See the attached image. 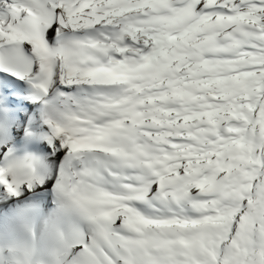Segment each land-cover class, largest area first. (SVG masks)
<instances>
[{
    "label": "snow or ice",
    "instance_id": "6c2138e0",
    "mask_svg": "<svg viewBox=\"0 0 264 264\" xmlns=\"http://www.w3.org/2000/svg\"><path fill=\"white\" fill-rule=\"evenodd\" d=\"M0 264H264V0H0Z\"/></svg>",
    "mask_w": 264,
    "mask_h": 264
}]
</instances>
